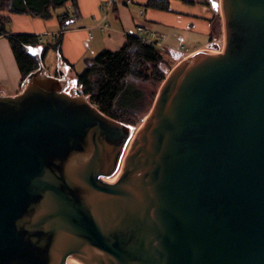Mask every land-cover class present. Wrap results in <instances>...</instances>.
Wrapping results in <instances>:
<instances>
[{"label": "water", "instance_id": "95a60500", "mask_svg": "<svg viewBox=\"0 0 264 264\" xmlns=\"http://www.w3.org/2000/svg\"><path fill=\"white\" fill-rule=\"evenodd\" d=\"M167 76L144 124L39 67L0 93V264H264V0ZM20 86V88H21Z\"/></svg>", "mask_w": 264, "mask_h": 264}, {"label": "crops", "instance_id": "0c3cea01", "mask_svg": "<svg viewBox=\"0 0 264 264\" xmlns=\"http://www.w3.org/2000/svg\"><path fill=\"white\" fill-rule=\"evenodd\" d=\"M163 1L168 2V9L145 8L149 0H116L105 16L102 8L106 0H77L81 17L63 34V57L80 73L85 68L86 58H94L104 49L120 48L128 35L157 42L152 44L161 50L172 68L198 50L223 49V31L221 37L211 39L213 21L220 12H215L205 0ZM65 8L73 12L71 2H67ZM10 17L12 33L33 34L45 41L59 33L56 17L47 20L26 14H10ZM103 19L104 27L100 24ZM60 64L58 60V69ZM62 66L69 80L75 78L74 72ZM20 86L21 72L10 43L5 37H0V93L17 94L22 90Z\"/></svg>", "mask_w": 264, "mask_h": 264}, {"label": "trees", "instance_id": "16d2710c", "mask_svg": "<svg viewBox=\"0 0 264 264\" xmlns=\"http://www.w3.org/2000/svg\"><path fill=\"white\" fill-rule=\"evenodd\" d=\"M182 1L191 2L190 0ZM67 2L72 3V13L65 8ZM205 2L210 5L209 0ZM148 7L168 9V2L149 0L145 8ZM10 14H26L44 20L56 17L60 26L59 33L46 41L33 34L12 33ZM80 17L77 0H0V37H5L10 43L21 72V85L27 76L39 67L37 59L27 53L24 48L40 50L43 61L47 53L53 49L61 63L60 68L63 69L62 65H65L75 73L74 83L70 82V87L72 84L77 92L86 96L103 113L134 126L138 121L134 115L138 110V102L142 99V93L137 90V94L131 96L134 100V103L130 104L131 107L121 105L125 96L127 102L130 103L131 100L127 97L131 89L128 80L136 79L144 83H155L158 89L153 92V104L159 88L173 68L155 44L136 35H128L120 48L104 49L94 58H86L83 71L76 72L75 66L69 64L63 57L61 42L64 32ZM220 23V16L217 15L213 21L212 40L222 35Z\"/></svg>", "mask_w": 264, "mask_h": 264}, {"label": "rangeland", "instance_id": "374dc122", "mask_svg": "<svg viewBox=\"0 0 264 264\" xmlns=\"http://www.w3.org/2000/svg\"><path fill=\"white\" fill-rule=\"evenodd\" d=\"M222 16H223L222 15V9H220V22H221L220 24L222 25V31H223L224 38H225V29H224V23H223V17ZM221 25H220V27H221ZM224 45H225V41H224ZM44 65L47 67L49 74H51V75L57 74V72H58L57 71V69H58V55L53 49L47 53V55L44 59ZM74 80H75V78L71 77L70 82L72 83ZM128 83L130 84L131 89L129 90L127 97L131 98V96H133L134 94H137V90L141 91V93H142V99L143 100L141 99L138 102V110L135 112L136 114L134 115V117L138 120L137 123L134 124V126L141 128V126L144 124L145 120L149 116L150 112L152 111V108H153L155 100H156V98H155V100L152 104L153 92L157 91L158 86L152 82L144 83V82L138 81L136 79H129ZM74 88L75 87L71 84V87H69L68 92L71 93V91L74 90ZM160 88H159V90H160ZM127 101L128 100L125 96L121 102V105L126 106V107H131L130 104L134 103V100L132 98L130 100V103Z\"/></svg>", "mask_w": 264, "mask_h": 264}, {"label": "built area", "instance_id": "2783aa9c", "mask_svg": "<svg viewBox=\"0 0 264 264\" xmlns=\"http://www.w3.org/2000/svg\"><path fill=\"white\" fill-rule=\"evenodd\" d=\"M115 1H116V0H106L105 4L103 5V8H102V10H103L105 16H106V14L109 12V10L112 8V6H113V4L115 3ZM104 19H105V18H104ZM104 19H103V21H101V23H100L102 27L105 26V23H104L105 20H104ZM139 30L142 31V28H139ZM148 41H149V40H148ZM149 42H151V43H157V42H154V41H149Z\"/></svg>", "mask_w": 264, "mask_h": 264}]
</instances>
